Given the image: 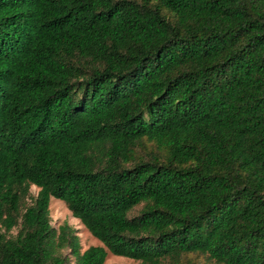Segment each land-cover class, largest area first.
Returning <instances> with one entry per match:
<instances>
[{"label": "trees", "instance_id": "1", "mask_svg": "<svg viewBox=\"0 0 264 264\" xmlns=\"http://www.w3.org/2000/svg\"><path fill=\"white\" fill-rule=\"evenodd\" d=\"M109 254L264 264V0H0V264Z\"/></svg>", "mask_w": 264, "mask_h": 264}, {"label": "rangeland", "instance_id": "2", "mask_svg": "<svg viewBox=\"0 0 264 264\" xmlns=\"http://www.w3.org/2000/svg\"><path fill=\"white\" fill-rule=\"evenodd\" d=\"M39 192V189L36 187L32 188V194L36 196ZM51 210V218H52V225L56 229L63 225L68 224L74 231L76 232V236H78L80 245H81V251L84 252L88 248L92 246H101L102 244L95 239L88 230L81 224V222L78 219H75L72 216V213L67 208L66 204L60 200L53 198L50 205ZM105 264H140L139 262L114 256L112 254L108 255V258L106 260Z\"/></svg>", "mask_w": 264, "mask_h": 264}]
</instances>
